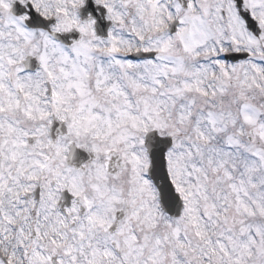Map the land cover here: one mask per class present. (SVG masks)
Segmentation results:
<instances>
[{
  "label": "snow or ice",
  "instance_id": "snow-or-ice-1",
  "mask_svg": "<svg viewBox=\"0 0 264 264\" xmlns=\"http://www.w3.org/2000/svg\"><path fill=\"white\" fill-rule=\"evenodd\" d=\"M0 264H264V0H0Z\"/></svg>",
  "mask_w": 264,
  "mask_h": 264
}]
</instances>
